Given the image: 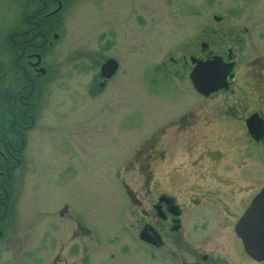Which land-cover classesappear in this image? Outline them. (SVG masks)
<instances>
[{"label": "rangeland", "instance_id": "1", "mask_svg": "<svg viewBox=\"0 0 264 264\" xmlns=\"http://www.w3.org/2000/svg\"><path fill=\"white\" fill-rule=\"evenodd\" d=\"M214 13L227 18L221 24L225 29L236 18L262 20L264 0L69 1L61 40L48 53L51 82L37 108L38 122L25 138L24 165L15 175L16 216L23 221L16 254L45 230L46 251H30L28 263L81 264L85 258L84 264H151L135 227L124 224L136 216L125 205L115 174L119 169L136 187L132 159L145 154L147 143L162 150L161 141L180 139L175 123L201 98L188 71L169 58L183 63L202 29L217 26ZM109 58L119 67L100 90L96 79ZM212 128L224 133L218 129L225 125ZM212 128L201 125L200 134L187 139L204 138ZM174 158L179 154L170 163ZM65 206L75 219L59 215ZM76 219L88 232L75 237ZM202 226L205 222L191 223L188 232L195 228L194 234L207 236Z\"/></svg>", "mask_w": 264, "mask_h": 264}, {"label": "flooded vegetation", "instance_id": "2", "mask_svg": "<svg viewBox=\"0 0 264 264\" xmlns=\"http://www.w3.org/2000/svg\"><path fill=\"white\" fill-rule=\"evenodd\" d=\"M69 1L0 0V264H35L27 261L30 251H46L47 231L42 230L29 238L27 251L16 254L23 221L16 216L15 175L24 165L25 138L38 122L37 108L51 82L48 53L61 40L62 12ZM212 17L217 26L202 29L183 63L169 58L188 71L202 104L194 103L175 123L180 139L161 141L162 150L147 143L145 154L132 159L136 187L119 169L115 174L125 205L136 216L135 222L123 223L135 227L151 264H264L248 255L237 230L264 190V17L236 18L226 29L221 26L225 16ZM204 65L212 71L204 74L207 87L201 93L195 88L196 70ZM107 81L98 74L102 90ZM201 125H225L218 129L224 133L212 128L204 138L187 139L197 137ZM176 154L179 158L170 163ZM70 211L65 206L59 215L75 219ZM198 222L208 225L202 226L207 236H197L195 228L188 232ZM76 226L75 237L88 232L77 219Z\"/></svg>", "mask_w": 264, "mask_h": 264}, {"label": "water", "instance_id": "3", "mask_svg": "<svg viewBox=\"0 0 264 264\" xmlns=\"http://www.w3.org/2000/svg\"><path fill=\"white\" fill-rule=\"evenodd\" d=\"M119 64L113 59H109L104 63L101 69V75L110 79L114 76L117 71ZM210 66L204 65L198 68L196 71L198 77H200L198 82H195V88L198 92H204L207 87L205 83L204 74L209 73ZM238 233L244 240L245 251L251 258L256 260L264 259V190L260 193L255 202L250 206L249 211L241 218L238 225ZM257 235L261 236L257 239ZM261 244V246H258Z\"/></svg>", "mask_w": 264, "mask_h": 264}]
</instances>
